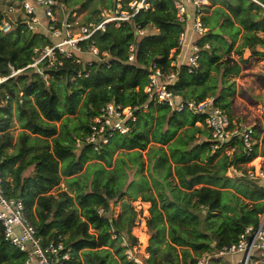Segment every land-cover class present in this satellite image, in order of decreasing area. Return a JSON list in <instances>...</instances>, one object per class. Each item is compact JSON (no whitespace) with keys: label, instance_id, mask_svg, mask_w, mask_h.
<instances>
[{"label":"trees","instance_id":"1","mask_svg":"<svg viewBox=\"0 0 264 264\" xmlns=\"http://www.w3.org/2000/svg\"><path fill=\"white\" fill-rule=\"evenodd\" d=\"M58 1L65 4L72 20L77 11L67 8L68 0ZM256 1L209 0V6L197 11L187 5L190 20L200 16L208 29L200 44L209 49L201 53L199 68L192 74L181 68L171 89L182 100L199 104L214 97L230 118L235 86L230 77L239 75L242 65L248 67L250 58L264 57V0ZM113 2L109 8L115 6ZM98 14L82 22H98ZM136 26L146 34L136 35ZM186 27L177 21L170 0L153 2L151 10L140 12L123 27L108 26L80 44L85 53L92 43L106 53L109 67L96 59L88 65L90 57L83 55L80 65L58 56L61 65L55 62L48 67L45 59L27 68L44 47L60 39L49 40L21 27L0 37V78L6 79L0 84V101H4L0 173L5 196L22 200L38 235L54 242L61 238L72 247L69 264H136L127 259L126 251L137 246L131 233L137 212L124 201L114 218L111 208L124 199L150 204L145 226L151 240L142 264H195L201 254L235 242L245 226H257L264 214L263 187L225 177L229 166L264 157V138L262 155L254 144L247 156L238 138L228 144L234 148L230 155L227 145L213 152L203 115L154 106L143 92L152 63L170 69V53ZM217 29L220 35L213 34ZM130 47L135 55L132 64L128 63ZM245 50L248 59H243ZM38 71L48 76V83ZM79 73L82 78L72 81ZM111 102L139 107L131 132L114 134L98 153L87 145L75 148V141L88 133L91 119ZM78 109L85 121L68 128L69 117ZM253 136L258 138L256 133ZM62 178L67 190L51 194ZM24 258L4 241L0 225V264H23ZM212 264L225 262L214 259Z\"/></svg>","mask_w":264,"mask_h":264},{"label":"built area","instance_id":"2","mask_svg":"<svg viewBox=\"0 0 264 264\" xmlns=\"http://www.w3.org/2000/svg\"><path fill=\"white\" fill-rule=\"evenodd\" d=\"M155 1L157 0H129L126 3L125 0H115L113 8L100 11L97 16L98 22L83 23L77 19L76 13H73L72 20H69L64 4L58 0H21L18 6L8 3L5 8H0V33L8 34L21 27L22 31L39 34L49 40L60 39L53 46L44 47L41 56L27 68L36 67L45 59H48V67H52L55 62L61 65L58 56L80 65L83 55L90 57L88 65L91 64L92 59H96L109 67V57L106 53H100L93 43L89 46V51L85 53L80 44L89 41L97 32H104L108 26L112 25L116 29L123 27L124 23L130 22L140 12L151 10L152 3ZM170 1L176 10L177 21L180 24H187V27L179 33L177 47L170 53V69L164 71L155 63L148 67V83L143 89L148 97V103L154 106H165L173 112L187 110L195 115H203L205 128L210 134L211 141L214 142L213 152L227 145L225 151L227 155H230L234 152V148H228V144L238 138L248 156L254 145L252 127L240 128L233 123L227 111L215 104L214 97L194 104L191 101L182 100L180 95L171 89L178 79L181 68L186 67L188 73L192 74L199 68L201 53L209 49V45L200 44L208 29L199 16L190 20L187 11V5H191L197 11L198 8L207 5L209 0ZM252 1L257 3L256 0ZM135 34L142 37L146 31L136 26ZM34 52L36 53L37 50ZM134 60L133 47H130L128 63L132 64ZM38 73L48 83V76L39 71ZM75 78L81 79L82 74L79 73L71 80L74 81ZM5 81L6 79L0 78V84ZM3 104L4 101H0V108ZM138 110V106H127L122 103L105 104L91 119L85 137L75 141V148L79 149L87 145L93 152L98 153L114 134L126 135L131 132V124L136 121ZM262 146L264 149V143ZM253 161L241 166H229L225 177L230 181L249 180L264 188V166L251 165ZM0 225L4 241L24 255L23 264H69L71 262L72 247L65 244L61 238L54 242L38 235L26 216L22 200L5 196L1 173ZM128 253L127 259L136 264H142L140 260L133 258L132 254L129 257ZM214 259H220L225 264H264V214L259 216L257 226H245L235 242L219 250L201 254L196 258L195 264H212Z\"/></svg>","mask_w":264,"mask_h":264},{"label":"rangeland","instance_id":"3","mask_svg":"<svg viewBox=\"0 0 264 264\" xmlns=\"http://www.w3.org/2000/svg\"><path fill=\"white\" fill-rule=\"evenodd\" d=\"M21 0H0V8H5L8 3H12L15 5H19ZM114 0H95L92 3H86V0H68V7L69 9L73 11H77V19L81 22L84 20L85 17H91L92 19L96 17V15L105 8H109V4H111ZM114 3V2H113ZM64 4V3H63ZM85 4V7L82 6ZM65 5V4H64ZM209 6V4L205 5ZM79 11V13H78ZM200 17V16H199ZM6 34L0 33V37L4 36ZM46 47H50L49 45ZM247 56V54H243V57ZM225 57H222V60ZM235 59H237L235 57ZM264 61V59L262 60ZM257 61L256 65L252 61L251 66L248 68V70H245L243 72L241 70L240 74L235 77H230V81L234 83V96L232 97V104L230 107V118L233 123L236 125L241 124V128H244L245 126H250L253 128L254 133L257 134L258 138H254V144H257V153L258 155L261 154V148H260V141L264 138V77L259 79L255 76L257 69H263L262 64L263 62ZM242 67V66H241ZM245 69V68H244ZM85 121L84 115L80 113V110L78 109V112L75 116H70L69 121L66 123L68 128L72 127H79L83 122ZM15 127L13 129L14 137H16V134L19 132L17 129V123L16 121ZM56 126H60V122L56 123ZM78 133H80L78 131ZM83 137L79 138V140H82ZM143 160L146 163V152L144 151L142 153ZM259 160L257 162H254L255 164L251 163V165H258L262 164L264 166V157L260 156L257 157ZM217 161V160H216ZM147 163L144 166V173H146ZM64 178H62L61 183L58 186V189H53L50 193L56 194L59 191H65L67 190V187L63 181ZM237 180V179H236ZM7 181H10L9 178H7ZM176 181V179H175ZM235 181V180H232ZM232 184V183H230ZM202 185H198L197 187H200ZM129 202L131 206L134 208V210L137 212V220H136V226L132 229L131 233L132 235L137 239V246L133 248L128 254L129 257L136 258L142 262V259L148 258V254L146 253V249L148 246L145 245V242H150L151 235L147 231L145 226V220L149 216V207L150 204L143 203L140 201V199H137L136 202H131L129 200L124 199L123 201H120L113 206L111 204V208L113 211L114 218L117 217L122 209L123 202ZM149 245V244H148ZM126 252V254H127Z\"/></svg>","mask_w":264,"mask_h":264},{"label":"crops","instance_id":"4","mask_svg":"<svg viewBox=\"0 0 264 264\" xmlns=\"http://www.w3.org/2000/svg\"><path fill=\"white\" fill-rule=\"evenodd\" d=\"M264 37V36H263ZM260 52H262V50L260 49L259 50ZM244 53L245 54H247V56L245 55V57H243V59H248L249 57H250V53H249V51L248 50H245L244 51ZM243 53V54H244ZM264 59V57H253V58H250V65L248 66V67H245V66H243L242 65V67H241V70L243 71V72H245V70H248V68L251 66V64H252V61L255 63V65H256V63H257V61H260V62H263L264 63V61H262ZM259 62V63H260ZM261 66H263V69H257V72H256V74H255V76L257 77V78H259V76H257L258 74H264V65L262 64ZM245 68V69H244ZM259 79H261V78H259Z\"/></svg>","mask_w":264,"mask_h":264},{"label":"water","instance_id":"5","mask_svg":"<svg viewBox=\"0 0 264 264\" xmlns=\"http://www.w3.org/2000/svg\"><path fill=\"white\" fill-rule=\"evenodd\" d=\"M213 34H214V35H220V34H221V31H220L219 29H217V30H215V31L213 32ZM148 244H149V242L146 241V242H145V245L148 246Z\"/></svg>","mask_w":264,"mask_h":264},{"label":"bare ground","instance_id":"6","mask_svg":"<svg viewBox=\"0 0 264 264\" xmlns=\"http://www.w3.org/2000/svg\"><path fill=\"white\" fill-rule=\"evenodd\" d=\"M259 160V158H256L252 163L255 164L254 162H257Z\"/></svg>","mask_w":264,"mask_h":264}]
</instances>
